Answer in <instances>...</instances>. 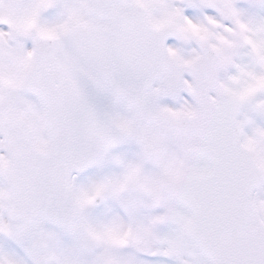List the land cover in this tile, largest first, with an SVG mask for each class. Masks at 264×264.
<instances>
[{"label": "snow or ice", "instance_id": "snow-or-ice-1", "mask_svg": "<svg viewBox=\"0 0 264 264\" xmlns=\"http://www.w3.org/2000/svg\"><path fill=\"white\" fill-rule=\"evenodd\" d=\"M0 264H264V0H0Z\"/></svg>", "mask_w": 264, "mask_h": 264}]
</instances>
